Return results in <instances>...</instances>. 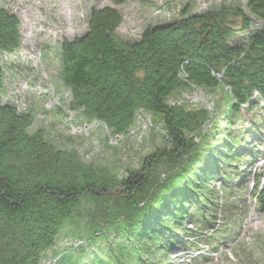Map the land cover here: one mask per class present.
I'll list each match as a JSON object with an SVG mask.
<instances>
[{"label": "trees", "instance_id": "16d2710c", "mask_svg": "<svg viewBox=\"0 0 264 264\" xmlns=\"http://www.w3.org/2000/svg\"><path fill=\"white\" fill-rule=\"evenodd\" d=\"M108 1L112 4L90 9L84 33L59 45V76L70 91V104L88 122L104 125L111 137L127 135L140 112L158 115L166 146L144 157L139 168L128 169L123 177L110 166L87 161L75 148L60 146L43 129L32 131L33 112L21 111L11 102L0 103V264H40L64 225L80 215L84 197L106 204L112 191L123 193L122 217L102 228L91 222L88 226L94 238L118 226L126 236L131 224L127 220L137 216L139 243H152L154 248L151 252L147 246L120 240L118 256L128 264H134L130 260L169 264L171 249L181 244L199 248L203 229L211 223L215 224L212 237H226L229 232L223 226L230 222L218 209L228 195L244 198L251 192L250 198L257 200L255 209L264 212V164L254 168L258 160H264L262 122L249 127L250 119L241 117L244 107L253 117L257 108L264 110V0H249L245 9L219 14L217 19L213 13L183 14L148 26L131 43H121L115 36L124 19L116 6L128 0ZM241 30H251L247 45L229 37ZM22 39L20 18L0 6V91L5 76L2 58L17 51ZM192 87L207 92L224 88L229 103L224 115L237 116L241 123L234 125V135L222 153L211 147L206 160L185 164L181 157L197 146L193 138L202 134L212 114L204 106L187 108L169 102L175 92ZM252 141L259 144L256 149ZM163 163L172 165V171L158 181L152 169ZM216 180L223 183L211 203L205 199L213 208L204 213L199 200L188 201L186 195L205 191ZM244 182H249L247 189ZM152 198L156 205L150 203ZM94 211L89 215L96 217ZM189 222L193 228H188ZM188 235L194 239H185ZM169 237L173 238L170 244ZM208 242L215 243L211 238ZM145 254L151 256L143 259ZM67 257L72 254L61 259ZM92 264L102 260L94 259Z\"/></svg>", "mask_w": 264, "mask_h": 264}, {"label": "rangeland", "instance_id": "374dc122", "mask_svg": "<svg viewBox=\"0 0 264 264\" xmlns=\"http://www.w3.org/2000/svg\"><path fill=\"white\" fill-rule=\"evenodd\" d=\"M248 2L249 0H128L116 6L124 19L115 36L121 43H131L140 38L148 26L171 22L183 17V14L213 13L217 14L214 18L217 19L220 18L219 14L227 16L226 14H232L240 8L245 9ZM106 4L112 3L108 0H0V6L16 13L20 18L23 35L20 48L2 58L5 76L0 103L11 102L21 111L33 112L35 123L32 131L43 129L60 146L75 148L87 161L110 166L115 173L124 177L128 169L139 168L144 157H148L157 148L166 146V133L161 118L155 114L140 112L137 122L127 135L111 137L104 125L96 121L88 122L80 111L72 109L70 91L59 76L58 49L61 41L84 33L88 28L90 9ZM250 32L251 30L235 31L229 37L234 43L247 45ZM225 94L224 88L207 92L192 87L186 92L177 91L169 98L172 104L179 102L187 108L204 106L212 112L202 134L193 138L197 146L188 149L187 155L181 157L185 164L206 160L207 149L211 147L222 153V147L234 135V125L238 127L241 123L237 116L224 115L229 104ZM254 115L255 117L246 107L241 111V117L250 119L249 127L260 121L264 131V110L257 108ZM258 145L253 142L252 148L256 149ZM261 164L263 163L258 162L254 168ZM152 170L155 179L160 181L167 172L172 171V165L163 163ZM221 171L220 168L217 173L220 174ZM222 183V180L213 181L204 187L205 191L195 194L188 192L186 197L188 201L192 198L199 200L202 211L208 213L213 205H208L205 199L211 203ZM248 184L249 182H244L242 186L247 189ZM121 194L122 191H112L106 197V204L103 200L95 203L93 198L84 197L79 208L80 215L64 225L55 244L43 253L40 264H75L71 258H77L85 264H92L94 259L102 260V264H128L118 256L117 244L120 240L130 245L137 244L139 248L147 246L153 252L152 243H139L135 232L137 216H131L127 220L131 223L128 235L125 236L122 233L125 229L118 226L116 230L110 228L106 236L94 238L88 222L102 228L117 216L122 217L120 212L126 209V205ZM250 197L251 192H246L242 203L243 197L228 195L220 202L221 207L218 209L219 212L224 211L230 222L228 226H223L229 232L226 237H212L215 224L211 223L203 229L202 245L199 248L189 249L181 244L171 249V257L167 259L169 264H264V212L255 209L257 205L253 198L250 201ZM154 202L155 199L152 198L150 203L156 205ZM92 209H95L93 215L96 217L89 215ZM218 216L221 217L220 213ZM193 223L194 227L197 226L196 222ZM169 238L172 239L169 240L170 244L173 238ZM209 238L215 243L211 245ZM67 253H71L72 257L62 260L61 256ZM149 256L151 255L145 254L143 259ZM160 259L159 256L155 262Z\"/></svg>", "mask_w": 264, "mask_h": 264}]
</instances>
